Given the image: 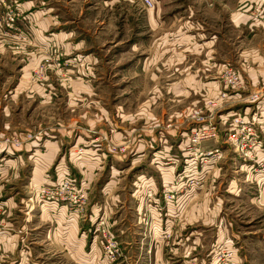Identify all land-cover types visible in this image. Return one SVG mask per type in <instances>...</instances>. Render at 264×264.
Listing matches in <instances>:
<instances>
[{"label": "rangeland", "instance_id": "374dc122", "mask_svg": "<svg viewBox=\"0 0 264 264\" xmlns=\"http://www.w3.org/2000/svg\"><path fill=\"white\" fill-rule=\"evenodd\" d=\"M93 1L0 0V264H264V85L244 78L241 28L199 0ZM186 21L221 40L183 43ZM252 120L241 153L227 137Z\"/></svg>", "mask_w": 264, "mask_h": 264}, {"label": "crops", "instance_id": "0c3cea01", "mask_svg": "<svg viewBox=\"0 0 264 264\" xmlns=\"http://www.w3.org/2000/svg\"><path fill=\"white\" fill-rule=\"evenodd\" d=\"M258 1L260 2V0H237V4L242 5V8L237 9V10L234 9V7H235L234 6V0H204V1L199 0V3L201 5H203V3H204L205 7L208 6L209 8H217L218 6L221 7L222 13L224 15V17L222 16V18L224 19V25L226 27V32H228V29L233 31L234 27L241 28L242 38H241L240 44L242 46L243 62H245V65H246L245 66L246 67V74H245L244 78L247 79L248 81L249 80H252V81L256 80L258 84L264 85V22H258V23L252 22L251 17L249 15L251 5L256 4ZM99 2H100V0L91 2L88 15H91L92 13H95V11L100 9ZM152 2H153V0H152ZM246 6H247V9H246ZM181 9H183V10H181V18H183L185 16L186 11L184 8H182V6H181ZM104 10L105 9H103L102 11H104ZM210 13L213 15L217 14V16H220V13H212V12H210ZM186 23H188V21H186ZM186 23L181 26V31H184V33H183L184 39L181 40L183 43L186 40L187 43L191 44V43H195V41L197 40L200 43V47L205 48V45H209V44H210V47H214L217 43V40H221L220 37H219V39L217 38V33L215 31L208 28L202 22H200V23L197 22L195 24H192V23L186 24ZM102 29H103V31L107 30V28H105V27ZM201 30L202 31L204 30L203 32L205 33L203 35V38H201L202 37L201 32H200ZM186 34H188V35L186 36ZM205 37H208V38H205ZM89 43H91V42H89ZM103 45H104V42H103L102 46ZM226 45H227V42H226ZM132 47H134V46H132ZM246 47H247V51H246ZM251 64H257V66L251 65ZM255 67H257L255 70L256 72L254 71ZM262 109L264 111V100H263ZM1 111H2L4 117H8V113H7L8 110L5 107ZM263 125H264V121H263ZM6 126H7V124H6ZM0 133H3L2 129H0ZM48 138H51V137H48ZM38 140H37V142H39ZM45 141L47 143L48 139H46ZM34 143H36V141ZM18 151H20V150H18ZM11 152H12V150H11ZM1 153H2V151H0V154ZM33 156H35V155L33 154L31 157H33ZM260 156L262 157V154H260ZM154 157H157V156L154 155L152 157L153 160H155ZM37 162H38V160L35 158V160H34L35 164L31 163V166L37 165ZM54 171H55L54 173H55V177H56L55 179L57 181H59L62 176L66 175V174H64V169L62 168L61 164L57 165L55 167ZM111 171H113V169H111ZM111 171H110V173H111ZM160 175L162 176V178L164 180H168L169 174H168L167 169H165V170L163 169L162 172H160ZM259 176L261 178V175H258L256 178H259ZM145 182L147 184L149 181H145ZM51 206L55 207L54 205H51ZM47 208H49V205ZM43 210L46 211L47 209H44V208L42 210L40 209V213H42ZM65 244H66L65 245V248H66L65 252L68 249L69 250L73 249L72 247L71 248L68 247L67 243H65ZM63 252H64V250H63ZM66 256H68V253H66Z\"/></svg>", "mask_w": 264, "mask_h": 264}, {"label": "built area", "instance_id": "2783aa9c", "mask_svg": "<svg viewBox=\"0 0 264 264\" xmlns=\"http://www.w3.org/2000/svg\"><path fill=\"white\" fill-rule=\"evenodd\" d=\"M139 2L146 8V9H153V2L152 0H139ZM239 82V78L236 74L233 73H229L226 77V79L224 80V84L227 86V84H238ZM263 91V90H260ZM263 93V92H262ZM262 93H258V95H254L252 98L255 100L257 99V101L259 102L256 107L258 108L261 104L260 101V97H262ZM256 108V109H257ZM211 125H208L207 127H202L201 130H199L197 133H195L194 131L191 134V140H190V145L191 146H195L196 144H199L200 141H206L207 139H211L212 137H215V133H214V129L211 128ZM228 141L232 144H236V146H240V151L241 153H245L246 150H250V147L253 146L255 147L256 145H258L257 142V136H256V131L254 128V120H252L251 123H247L242 127V130L240 132V134L234 136V135H229L227 137ZM16 145L19 146L18 142H15ZM13 146V140L10 139H5L4 141H2L0 143V151H2L3 153L5 152V154H8V152H10L11 148ZM245 155V154H244ZM208 156H212V157H218V149H214L211 152L208 153ZM246 157L250 158V155ZM65 185H67V183H65ZM75 187L73 186L72 182H71V191H74ZM64 190H67L66 187H64L60 192H63ZM71 194V192H70ZM56 195V194H55ZM74 199L75 202L74 204L78 207H83L84 202L86 200V196L84 194V192L82 194L76 193V195H74ZM78 211H81L78 209ZM114 249V244L113 243H109V245L104 248L105 251V255L107 258L111 259L112 257H115V251Z\"/></svg>", "mask_w": 264, "mask_h": 264}]
</instances>
